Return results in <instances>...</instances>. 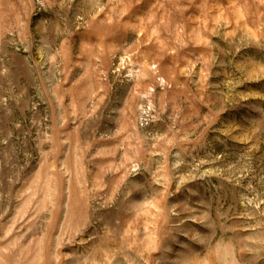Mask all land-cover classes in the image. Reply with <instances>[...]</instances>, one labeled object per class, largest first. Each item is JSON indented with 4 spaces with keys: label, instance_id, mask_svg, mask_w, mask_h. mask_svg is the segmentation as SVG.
Returning <instances> with one entry per match:
<instances>
[{
    "label": "rangeland",
    "instance_id": "rangeland-1",
    "mask_svg": "<svg viewBox=\"0 0 264 264\" xmlns=\"http://www.w3.org/2000/svg\"><path fill=\"white\" fill-rule=\"evenodd\" d=\"M0 264H264V0H0Z\"/></svg>",
    "mask_w": 264,
    "mask_h": 264
}]
</instances>
